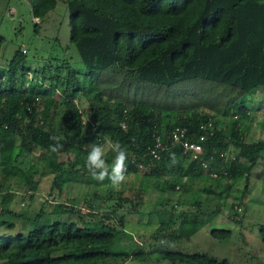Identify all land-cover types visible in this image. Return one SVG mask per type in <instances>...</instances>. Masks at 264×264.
<instances>
[{"label":"trees","instance_id":"1","mask_svg":"<svg viewBox=\"0 0 264 264\" xmlns=\"http://www.w3.org/2000/svg\"><path fill=\"white\" fill-rule=\"evenodd\" d=\"M28 2L34 17L39 19L37 25L58 4V0ZM65 2L70 40L77 48L91 86L85 85L70 67L66 75H61L58 66L51 76L44 68L41 78H32L30 61L22 46L8 63L0 64V264H101L122 255L112 253L118 227L102 220L80 222L62 217L74 213L81 217V210L76 209L80 203L77 199L58 203L59 212H48L47 202H42L34 214L12 208L19 196L14 186L25 187L32 197L46 175L53 176L51 194L56 196H61L66 186L80 176L91 185L90 199L102 197L99 189L104 185L93 179L85 167L89 145L93 143L111 144L104 155L111 166L116 155L113 146L119 142L127 150L125 177L137 176L141 180L139 191H133V196L108 187L103 195L106 206L112 207L114 214L124 208L129 213H140V199L149 190H157L161 197L154 211L160 215L161 228L170 225L175 216L173 204L170 210L166 208L173 203L174 192L181 193L177 198L181 206L185 203L183 195L192 192L191 203L195 205L200 204L204 195H217L221 206L235 190L239 193L236 198L243 199L253 169L264 157V140L248 143L241 132L239 116L250 117V108L235 100L254 95L264 87V0ZM3 44L4 37L0 36V50ZM104 72H114L113 93H105L103 85L97 84ZM191 79L226 84L237 92L235 101L222 112L227 118L232 115L233 120L226 118L225 123L216 116L195 111L166 122L155 110L136 101V97L126 96L132 85L173 86ZM81 96L89 102L88 111L80 109L77 103ZM64 105L63 120L67 125L59 130L56 119ZM210 121L212 127L208 128ZM202 124L207 125L205 131L200 130ZM177 127L186 128L194 139L207 134L202 142L206 167L185 154L182 144L172 142V132ZM51 136L60 138V151L51 152ZM158 138L165 148L161 158L153 160L150 148ZM244 162L249 164L246 169L242 167ZM242 181L245 187L240 191ZM196 184L200 185L197 192ZM127 187L130 188V182ZM113 193L118 196L112 197ZM136 195L138 200L134 201ZM241 210L239 205L231 209L236 215ZM49 216H54L53 221L48 220ZM203 226L196 221H183L175 239L190 238ZM161 232L159 228L151 242L154 250L147 253L139 249L123 255L125 259H143L146 254L158 253L157 243L165 245L163 240L167 238L160 236ZM211 234L224 239L231 232L216 229ZM259 236L264 244V225ZM161 253L174 264H229L207 253L186 254L171 248Z\"/></svg>","mask_w":264,"mask_h":264},{"label":"rangeland","instance_id":"2","mask_svg":"<svg viewBox=\"0 0 264 264\" xmlns=\"http://www.w3.org/2000/svg\"><path fill=\"white\" fill-rule=\"evenodd\" d=\"M37 23H39V19L34 17L28 0H1L0 36L4 37V44L0 50V64L8 63L15 50L22 46L30 61L33 71L31 73L32 78H41L44 68H47L46 72L48 76H51L60 66L61 75H66L72 68L78 73L85 85L91 86L92 81L85 76L86 68L81 61L77 48L70 40V18L65 0H58L57 7L48 14L46 20L42 24L37 25ZM67 63L70 65H65ZM113 74L114 72H104L98 78L97 84L103 85L102 91L105 93L115 92V87L111 84V81H116ZM153 85L150 83H144L140 87L132 85V89L126 93V96L136 97V101L155 110L156 114L166 122L197 111L201 114L216 116L227 123V119L233 120V116L230 115L227 118L222 115L226 106L235 100L237 103L244 102L251 112L250 117L239 116L241 132L245 134V141L252 143L264 140V87L259 88L254 95L236 98L237 92L229 89L227 87L229 85L204 79H191L173 86ZM94 93L89 96L94 95ZM104 99L107 100V98ZM77 103L82 110L88 111L90 109L87 98L83 96L77 99ZM65 110L66 106L64 105L56 119V127L59 130H63L67 125L63 120ZM102 147L104 148V155H106L111 144L106 143ZM248 166L249 164L246 162L242 165L244 169ZM142 170L146 169L142 168ZM52 178V175H46L41 181L38 192L32 197L25 187L17 188L14 186V189L19 192V196L14 199L12 208L17 212L34 214L40 210L43 205L42 202H47V211L51 213L61 210V206L57 205L58 203L65 204L70 199L79 200L80 203L76 209L81 210V217L78 213H70L69 216H62L64 219L70 217L80 222L102 220L119 229L112 253L122 255L112 256L101 264H174L163 258L161 252L165 248L179 250L186 254L207 253L217 260H225L229 264H264V244L259 236V229L261 225H264V157L259 159L258 164L255 165L248 192L243 199L236 198V194L239 193L235 190L234 195L221 206L218 205L219 196L217 195H211L209 198L204 195L200 204L195 205L191 203L193 200L192 192V194L185 193L183 195L185 203L181 206L177 201L181 193H172V197L175 198L173 203L166 205V208L170 210L173 204L175 216L171 218L170 225L164 228L159 226L160 215L154 211L156 202L161 197V193L157 190H149L144 198L140 199V213H129L126 211L127 208L123 207L124 209H119L114 214L112 207L106 206L103 195H105V190L108 187L113 191L123 190L126 196H133V191L138 192L141 184V180L137 176L129 179L125 177L119 187H113L111 183L106 182L108 180L105 178L106 180L101 182L104 186L99 189L102 192V197L99 199L89 198L91 197V185H88L86 180H81L80 176L76 178L75 182L66 186L61 196L51 194ZM128 181L130 188H133L131 190L128 189L129 186L126 188ZM198 186L200 185H194L195 192L198 191ZM244 187L245 181H242L238 189L242 191ZM114 196L118 195L113 193L112 197ZM55 198L56 200H54ZM137 200L138 196L136 195L134 201ZM112 204L110 202V205ZM233 205L241 206L242 210L239 211L238 215L231 211ZM123 216L125 217V227ZM50 217L48 220L53 221L54 216ZM120 217L123 219V226H121L122 219ZM183 221H196L204 226L190 238L177 237L175 239L176 235H179ZM159 228L162 230L159 235H167V238L163 240L165 245L157 243L158 253L146 254L143 259L142 257L125 259L123 255L134 254L139 249L147 253L154 250L151 242L153 237L158 235L156 233ZM216 229L230 231V237L218 239L212 236L211 232Z\"/></svg>","mask_w":264,"mask_h":264},{"label":"clouds","instance_id":"3","mask_svg":"<svg viewBox=\"0 0 264 264\" xmlns=\"http://www.w3.org/2000/svg\"><path fill=\"white\" fill-rule=\"evenodd\" d=\"M50 140L54 143L50 146L51 152L55 153L63 148L58 136H51ZM90 151L87 154L85 167L91 174L92 178L103 182L107 177L113 187L119 185L125 180V161L127 159V150L119 142L113 146L116 155L111 166L104 159V148L95 143L89 145ZM173 162L175 160L173 159Z\"/></svg>","mask_w":264,"mask_h":264},{"label":"built area","instance_id":"4","mask_svg":"<svg viewBox=\"0 0 264 264\" xmlns=\"http://www.w3.org/2000/svg\"><path fill=\"white\" fill-rule=\"evenodd\" d=\"M211 122L212 121L208 123V128L212 127ZM206 128L207 125L205 124L200 126V130L202 131H205ZM206 139L207 134H200L196 139H194L192 135H189L187 129L184 127H177L172 132V142L175 144H182L184 153L188 154L191 159L199 160L204 165V167H206V162L203 160L204 148L202 142H204ZM164 148L165 147L163 146L161 140L158 138L156 144L150 148L151 158L153 160H159L161 158L160 153ZM214 176L216 177L217 174L214 173Z\"/></svg>","mask_w":264,"mask_h":264}]
</instances>
